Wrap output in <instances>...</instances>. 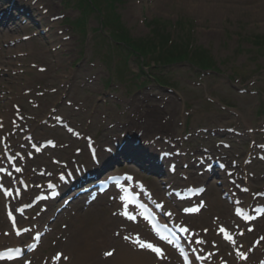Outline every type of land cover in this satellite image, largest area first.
Listing matches in <instances>:
<instances>
[{"label":"rangeland","instance_id":"1","mask_svg":"<svg viewBox=\"0 0 264 264\" xmlns=\"http://www.w3.org/2000/svg\"><path fill=\"white\" fill-rule=\"evenodd\" d=\"M97 1L101 11L91 0H18L15 14L19 9L26 12L17 29L6 30L2 42L22 35L30 39L0 52V123L5 126L0 133L25 144V132L13 128L18 123L36 137H56L64 143L71 136L50 125L66 121L103 146L141 128L146 138L172 137L170 142L160 140L170 148L177 141L175 149L182 153L188 151L182 146L198 155L205 147L225 150L228 166L241 178L245 172L252 177L256 169L262 173L263 162L250 165L246 159L264 154V0ZM126 36L132 44L149 42L154 52L171 57L173 63L162 67L151 58L152 66L143 65L142 56L123 42ZM186 45L193 56L200 53L204 62L214 63L211 69L200 70L194 66L196 59L180 55ZM77 147L85 148V141L56 148L50 155L70 160ZM49 157L45 153L32 165H53ZM118 163L137 170L130 165L136 160ZM252 181L259 186L264 182ZM217 210L207 213L208 224ZM3 213L0 204L1 230L6 227L1 226ZM99 221L92 218L81 230L91 238L84 253L108 246L88 232ZM71 239L58 245L69 248Z\"/></svg>","mask_w":264,"mask_h":264},{"label":"bare ground","instance_id":"2","mask_svg":"<svg viewBox=\"0 0 264 264\" xmlns=\"http://www.w3.org/2000/svg\"><path fill=\"white\" fill-rule=\"evenodd\" d=\"M10 18H13V16L12 17H10ZM133 136H136V137H138V135L137 134H135V135H133ZM140 138V137H139ZM140 140L141 141H143V139H141L140 138ZM127 138L126 137H124V138H120V141H119V143H123V142H126L127 143ZM151 142H149V145H145L146 147H147V149H148V151L151 153L152 152V154H154V155H156L157 157L159 156V154H160V152L158 151L159 150V147H157V146H160V145H162L161 144V142L159 141V142H157V145H154L153 143H151ZM163 146V145H162ZM171 161L170 160H168V159H165V160H163L162 162H161V166L163 167L164 165H167L168 166V164L170 163ZM226 185L225 184H223L222 185V187H221V189H223L224 187H225ZM222 204V203H221ZM229 208H230V206H229V204H227L226 205V207H224L223 209H222V213H223V215L225 216V215H227V213H229ZM54 210H52V212H53ZM203 215V214H202ZM222 216V215H221ZM223 217V216H222ZM108 221L110 220V218H108L107 219ZM111 221V220H110ZM105 224L107 223V222H104ZM264 228V227H263ZM77 234H76V238H77ZM1 241V240H0ZM78 245V244H77ZM124 248H127L126 246H123V247H121L120 248V250H119V254H118V257L117 258H115L112 262H114L113 264H152V262L150 261V259L147 257V256H145V257H139V256H137L136 255V253H133V252H128L127 250H130V249H128L127 248V250H125ZM117 262V263H116Z\"/></svg>","mask_w":264,"mask_h":264},{"label":"snow or ice","instance_id":"3","mask_svg":"<svg viewBox=\"0 0 264 264\" xmlns=\"http://www.w3.org/2000/svg\"><path fill=\"white\" fill-rule=\"evenodd\" d=\"M17 171H20V169H17ZM221 231H225L223 228L221 229ZM229 239H231V237H228ZM140 244V247H146L149 249H152L153 251L159 252L160 249L159 248H155L151 243H141L139 240L137 241ZM11 251V250H9ZM107 255H110V253H106ZM3 254H0V257H2Z\"/></svg>","mask_w":264,"mask_h":264}]
</instances>
